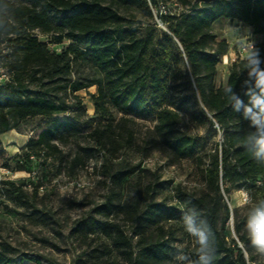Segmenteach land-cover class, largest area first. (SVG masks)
<instances>
[{"label": "rangeland", "instance_id": "374dc122", "mask_svg": "<svg viewBox=\"0 0 264 264\" xmlns=\"http://www.w3.org/2000/svg\"><path fill=\"white\" fill-rule=\"evenodd\" d=\"M157 1L156 7L148 3L151 14L132 0H100V3L123 16L122 36L125 38L149 32L158 34L163 30L166 23L160 21L157 10L178 14L208 0H186L183 4L178 0ZM45 3L46 0H16L14 6L28 5L40 10L45 9ZM70 12L47 11V14L55 24ZM18 24L14 20V25ZM246 28L251 30L256 42L258 36L251 27L237 19L219 17L212 23L215 40H224L228 45L216 65L215 86L225 83L232 63L240 59L239 49L244 44ZM29 34L55 52L70 42L63 37L61 42L55 43L52 32L19 24L17 30L0 37V82L9 77L7 65L13 59L16 42ZM177 66L183 72L187 69L184 59ZM36 75L38 77L40 72ZM98 76L99 72L88 60L73 63L59 81L65 86L49 92L66 107L63 113L56 114V118L28 116L18 127L1 134L4 152L0 156V250L10 258L8 264H133L129 255L135 254L136 223L149 212L150 202L169 207L159 223L174 231L170 264L178 250L188 254L192 238L182 225L185 206L181 193L198 194L203 189V169L209 153L220 147L221 131L216 124L201 120L194 95L180 76L170 81L166 104L179 113L178 132L194 137L191 154L179 156L169 150L162 135L155 130L154 116L128 112L126 120L121 121L122 113L110 104L107 107L116 124L115 141L101 146L88 135L109 118L95 111L92 94L96 93V85L78 90L69 86L72 81L86 82ZM24 82L31 89L40 88L39 80L30 81L25 77ZM192 87L195 90L194 85ZM197 103L200 104L198 96ZM55 123L59 124L58 128ZM47 129L50 130L44 135L50 137V143L56 145L57 150L43 146L44 150L39 153L31 152L35 153L32 161L26 162L32 171L19 169L18 153L24 155L27 150L38 148L36 140ZM7 179L23 185L26 204H20L5 191L2 181ZM227 186L229 191L223 192L224 200L231 211L237 207L241 215L247 214L245 190L254 199H260L253 187L241 181L227 183ZM222 214L221 210L220 216ZM109 224L119 226L128 245L113 244ZM226 227L228 238L236 239L231 217Z\"/></svg>", "mask_w": 264, "mask_h": 264}, {"label": "trees", "instance_id": "16d2710c", "mask_svg": "<svg viewBox=\"0 0 264 264\" xmlns=\"http://www.w3.org/2000/svg\"><path fill=\"white\" fill-rule=\"evenodd\" d=\"M132 1L145 7L149 14L148 3L154 7L158 3L157 0ZM178 1L182 4L186 2ZM45 9L14 6L13 18L25 28L52 32L55 43L61 42L63 37L70 42L59 52L49 50L44 42L30 34L16 42L13 59L7 65L9 77L0 82V134L18 127L20 121L28 116L56 118V114L63 113L66 107L52 98L49 92L65 86L59 84L62 76L70 71L73 63L86 59L97 69L99 76L86 82L72 81L69 86L72 90H78L95 84L96 93L92 94L95 111L104 117L109 116L88 133L91 139L101 146L114 143L116 124L110 117L107 107L110 104L122 113L121 121L126 120L128 112L154 116L155 130L162 135L169 150L185 156L194 149V137L178 132L179 113L166 104L170 81L178 80L181 76L194 95L201 120L210 125L216 124L222 134L220 147L209 153L203 169V189L198 194L181 193V200L185 209L197 208L215 233L214 264H260L250 249L244 230L246 214L241 215L237 207L231 211L223 196V192L229 191L227 183L241 181L264 198V189L257 187V181L264 180V165L258 164L242 147L248 121L241 112L233 110L223 91L226 84H232L234 91L247 104L244 86L247 71L243 70L241 58L232 63L225 83L214 85L216 65L220 56L227 52L228 45L224 40H215L211 25L219 17L237 19L247 24L258 36L255 46L264 57V0H208L201 6L195 5L178 14L157 10L160 21L166 23L163 30L158 34L149 32L125 38L122 36L123 16L114 8L101 5L100 0H46ZM63 10L71 12L62 15L60 21L54 24L47 11ZM18 25L11 30H17ZM183 59L187 67L184 72L177 66ZM38 72L40 75L37 77ZM25 77H29L30 81L39 80L40 88H29L24 82ZM196 92L200 104L197 103ZM54 126L58 128L59 124L55 123ZM49 130L43 131L37 138L38 148L29 149L24 155L18 153L16 164L19 169L33 170L26 164L32 161L30 155L35 154L31 152L39 153L44 150L43 146L57 150L56 145L50 143V137L44 135ZM3 152L0 139V156ZM2 184L9 196L22 205L27 203L21 183L7 179ZM149 208V212L136 223L135 254L132 256L130 253L129 259L133 264H170L174 231L159 223L169 207L150 202ZM230 217L236 239L228 238L226 223ZM108 227L115 246L129 244L119 226L109 224ZM195 252L192 238L188 255L195 259ZM10 262L6 253L0 250V264Z\"/></svg>", "mask_w": 264, "mask_h": 264}, {"label": "clouds", "instance_id": "9594fccd", "mask_svg": "<svg viewBox=\"0 0 264 264\" xmlns=\"http://www.w3.org/2000/svg\"><path fill=\"white\" fill-rule=\"evenodd\" d=\"M16 0H0V37L6 35L14 26L13 8ZM235 28V27H234ZM240 32L238 28H235ZM244 47L242 63L247 71L245 104L234 91L232 84H226L224 94L234 111L242 113L248 121V127L242 137V147L258 163L264 165V57L255 46L251 30L243 32ZM257 187L264 189V180L257 181ZM244 204L247 208L244 230L247 234L253 254L260 264H264V198L254 199L245 190ZM182 225L184 230L194 240L196 258L178 250L173 257L172 264H214L216 260V237L208 220L195 207L182 211Z\"/></svg>", "mask_w": 264, "mask_h": 264}, {"label": "built area", "instance_id": "2783aa9c", "mask_svg": "<svg viewBox=\"0 0 264 264\" xmlns=\"http://www.w3.org/2000/svg\"><path fill=\"white\" fill-rule=\"evenodd\" d=\"M244 44L241 46V48L239 49V58H242V50H243ZM30 157H33V155H30Z\"/></svg>", "mask_w": 264, "mask_h": 264}, {"label": "crops", "instance_id": "0c3cea01", "mask_svg": "<svg viewBox=\"0 0 264 264\" xmlns=\"http://www.w3.org/2000/svg\"><path fill=\"white\" fill-rule=\"evenodd\" d=\"M2 134V133H1ZM1 134H0V138H1Z\"/></svg>", "mask_w": 264, "mask_h": 264}]
</instances>
